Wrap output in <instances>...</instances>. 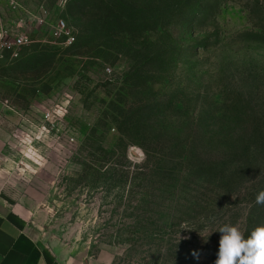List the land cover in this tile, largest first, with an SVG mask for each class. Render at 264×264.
Segmentation results:
<instances>
[{"label":"rangeland","instance_id":"obj_1","mask_svg":"<svg viewBox=\"0 0 264 264\" xmlns=\"http://www.w3.org/2000/svg\"><path fill=\"white\" fill-rule=\"evenodd\" d=\"M31 2L0 204L52 263L215 264L216 228L264 224V0Z\"/></svg>","mask_w":264,"mask_h":264},{"label":"crops","instance_id":"obj_2","mask_svg":"<svg viewBox=\"0 0 264 264\" xmlns=\"http://www.w3.org/2000/svg\"><path fill=\"white\" fill-rule=\"evenodd\" d=\"M31 3V0H0V35L2 32L9 35V25L21 17L18 4L27 6ZM0 264H54L15 216L1 204Z\"/></svg>","mask_w":264,"mask_h":264},{"label":"clouds","instance_id":"obj_3","mask_svg":"<svg viewBox=\"0 0 264 264\" xmlns=\"http://www.w3.org/2000/svg\"><path fill=\"white\" fill-rule=\"evenodd\" d=\"M255 202L264 205V189L258 191ZM215 231L221 234L215 264H264V224L247 234L231 223L222 224ZM192 255L198 258L196 252Z\"/></svg>","mask_w":264,"mask_h":264},{"label":"built area","instance_id":"obj_4","mask_svg":"<svg viewBox=\"0 0 264 264\" xmlns=\"http://www.w3.org/2000/svg\"><path fill=\"white\" fill-rule=\"evenodd\" d=\"M42 20L39 18V14L35 15L33 18V24L41 23ZM56 28L60 33H63L67 36V39L72 42L74 38L69 32H66L65 24L63 20H60L56 23ZM9 35H6L5 32H2L0 35V49H6L11 52L12 57H17L19 54L20 48L24 45L25 39L23 35L18 36L15 39H8Z\"/></svg>","mask_w":264,"mask_h":264},{"label":"trees","instance_id":"obj_5","mask_svg":"<svg viewBox=\"0 0 264 264\" xmlns=\"http://www.w3.org/2000/svg\"><path fill=\"white\" fill-rule=\"evenodd\" d=\"M217 152H215V154H216ZM218 154V153H217ZM264 223V222H263Z\"/></svg>","mask_w":264,"mask_h":264}]
</instances>
